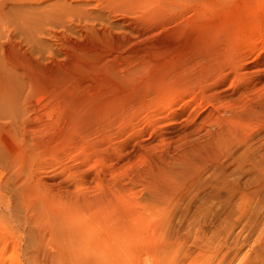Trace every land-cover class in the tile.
I'll return each mask as SVG.
<instances>
[{
	"label": "rangeland",
	"instance_id": "1",
	"mask_svg": "<svg viewBox=\"0 0 264 264\" xmlns=\"http://www.w3.org/2000/svg\"><path fill=\"white\" fill-rule=\"evenodd\" d=\"M67 1L76 13L83 9V22L59 26L52 41L40 37L39 51L22 46L14 54L7 45L2 54L16 61L23 81L11 83L12 114L23 113L27 101L33 128L24 135L2 117L0 141L10 157L14 148L37 156L40 193L70 189L81 179L78 167L92 192L116 168L124 181L156 173L161 158L214 109L264 100V0ZM16 165L31 167L23 155ZM3 192L12 203V191ZM22 234L14 221L0 220V264L30 263L34 249L43 254L33 263L47 264L48 246Z\"/></svg>",
	"mask_w": 264,
	"mask_h": 264
},
{
	"label": "bare ground",
	"instance_id": "2",
	"mask_svg": "<svg viewBox=\"0 0 264 264\" xmlns=\"http://www.w3.org/2000/svg\"><path fill=\"white\" fill-rule=\"evenodd\" d=\"M74 8L67 0H0V118L24 135L33 128L30 106L25 101L24 112L12 114L10 86L23 81L14 72L16 61L2 54L7 45L14 54L22 46L35 52L40 37L52 41L59 26L82 21V8ZM242 100L194 125L160 157L156 173H132L124 181L116 168L95 192L78 167L81 179L70 189L40 193L37 156L14 148L10 157L0 141V220L14 221L20 235L48 246L42 255L47 264H124L130 253L131 264H264V100ZM22 155L28 170L16 165ZM141 191L147 194L143 203ZM38 251H30L27 264L38 262Z\"/></svg>",
	"mask_w": 264,
	"mask_h": 264
}]
</instances>
